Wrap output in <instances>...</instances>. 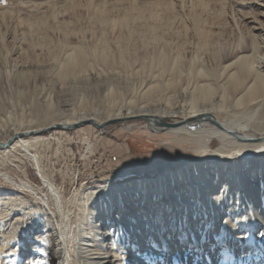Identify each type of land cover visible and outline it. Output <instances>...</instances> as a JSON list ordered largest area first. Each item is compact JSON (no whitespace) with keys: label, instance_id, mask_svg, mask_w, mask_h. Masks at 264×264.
<instances>
[{"label":"bare ground","instance_id":"bare-ground-1","mask_svg":"<svg viewBox=\"0 0 264 264\" xmlns=\"http://www.w3.org/2000/svg\"><path fill=\"white\" fill-rule=\"evenodd\" d=\"M104 14L101 10L94 18L103 25H112L113 31L116 26L119 28V36L115 37L118 50L114 53L110 50L109 34L104 30L100 37L101 45L96 46V41L92 48L89 45L88 49L86 45L72 47L67 59L59 66L60 77L64 79L69 75L90 73L95 64L100 68L98 74L92 72L85 77L89 81L91 79L95 86L105 78L112 84L117 75L111 71L116 64L120 62L125 68L137 60L151 58L156 61H151L156 72L149 71L155 74L148 86L146 79L142 80L140 89H145L141 96L135 100L130 98L128 104L122 106L110 105L105 111L97 108L90 113L83 105L64 112L57 106V103L61 106L58 92H50L43 100L40 97L31 99V109L36 112L34 122L25 124L23 120L12 127L7 120L0 124V160L17 153L33 161L62 215V219L54 224L49 217L47 224L37 230L39 233L34 240H31L34 235L31 228V231H26L27 245L33 241L36 243L30 246L32 250L28 248L34 259H29L27 264L43 263L41 256L45 257L47 264H78L77 259L82 264H122L126 257L123 251L127 246H122L124 241L116 243L118 233L124 240H134V235L139 236L138 229H144L148 222L156 228V231L148 229L155 235L164 227L159 225L160 217L137 213L145 210L136 206L143 201H162L164 207H170L174 211L166 224L170 228L174 223L199 220L192 226L195 233L204 231L208 219L231 221L235 213L253 215L258 219L264 215V111L259 112L264 104V0H158L110 18ZM248 14H253L252 21L248 20ZM133 19L139 20L137 26L131 24ZM123 28L130 35L137 36L141 53L132 54L124 48ZM76 29L77 32H85L81 28ZM52 43H32V53L27 52L26 61L16 65L13 73L20 75L43 69L39 62H34L36 48L43 50L47 47L50 58L55 60L57 52L51 48ZM187 45L191 46L190 51H187ZM103 72L107 73L105 77ZM1 104L0 109L5 102ZM123 107L128 109L126 114ZM39 110L43 111V115L39 114ZM132 117H147L149 126H153L154 130L166 129L156 126L155 121L167 120L172 124L169 130L202 140L203 151L211 147L214 139L219 144L215 152L204 156L200 162H190L154 180L139 179L118 186L99 185L84 190L80 202L76 203L80 206V227L72 234L71 213L65 211L62 194L45 174L41 157L35 150V145L42 139L39 134L49 128L87 119L104 124L105 120ZM212 119L218 124L211 122ZM11 140L10 144L4 145ZM3 175L7 180L14 181L9 174ZM21 185L37 194L26 171H23ZM254 188L261 189L263 197L258 194L252 197L249 191ZM99 196H104V200L95 199ZM1 201L9 205L6 207ZM15 204L0 190V217L5 219L11 215L9 209ZM95 209L104 213L95 214ZM261 222L257 223V231L264 229ZM19 224L25 228V222ZM129 232L134 234L129 236ZM72 240L77 241L75 249L70 248ZM111 255L115 259H110ZM0 263L10 264L12 261L0 258Z\"/></svg>","mask_w":264,"mask_h":264},{"label":"rangeland","instance_id":"rangeland-1","mask_svg":"<svg viewBox=\"0 0 264 264\" xmlns=\"http://www.w3.org/2000/svg\"><path fill=\"white\" fill-rule=\"evenodd\" d=\"M157 1L0 0V105L2 101L5 102L0 109V124L5 120L9 121L8 124H12L11 127L20 124L23 120L25 124L34 122L36 112L31 109L30 102L38 97L43 100L50 92H58L61 106L58 103L57 106L61 111L83 105L87 112H93L97 108L105 111L110 105L122 106L128 104L130 98L135 100L141 96L145 89H140L142 80L144 82L146 79L148 86L155 74L149 71L156 72L155 64L154 68L151 65L155 60L151 58L141 60L145 62V66L143 62L137 60L135 64L124 68L119 62L111 71L118 76L115 77L116 80L110 84L108 78H103L104 80L96 86L85 76L92 72L97 75L100 71L97 65L94 64L99 70L93 65L90 73L77 74L79 77L69 75L64 79L60 77L59 66L67 59L72 47L86 45L88 49L89 46V48L95 47L96 41V46L101 45L100 37L104 30L109 34L110 50L113 53L118 50L115 37L119 36V28L116 26L113 31L112 25H103L94 18L101 10L104 11V16L110 18L133 7L150 5ZM247 17L249 21L253 20V14H248ZM131 24L137 26L139 20L133 19ZM76 28H81L85 32H77ZM122 31L126 41L124 48L132 54L142 51L137 46V36L130 35L126 28ZM258 33L262 32L258 31ZM38 41L49 44L54 42L50 46L54 48L55 53L57 52V58L55 60L50 58L47 47L43 50L36 48L35 54L38 56L34 55V60L38 61L34 62H39L43 69L20 75L13 73L16 65L26 61L27 52L32 53V43ZM186 48L187 51L191 50L189 45ZM103 74L105 77L107 73L103 72ZM110 90L113 97L108 94ZM123 111L126 114L128 109L123 107ZM261 111H264V104L259 108V112ZM10 113H12L11 118H9ZM40 113L43 115V111ZM176 118L180 117L176 116ZM115 120L119 121L112 122L102 129L93 124H86L76 129L49 128L39 134V138L42 139L35 145V150L41 157L45 174L62 194L65 211L71 213L69 214L72 217L70 221L72 234H75L80 227V206L76 203L80 202L84 190L99 185L118 186L139 179L154 180L160 175L179 170L190 162H200L204 156L215 152L219 144V141L214 139L211 147L203 151L202 140L186 133L171 131L169 130L171 126L164 130L152 131L149 128L153 126H149L150 122L142 117ZM109 121L114 120H105L103 123ZM15 154L10 155L6 160H0V190L4 191L6 198L16 202V206L10 207L12 211L9 209L12 212L8 216L10 219L0 217V258L2 261L6 258L12 261L10 264H17V260L19 264H27L29 259H34L33 253L28 251V248L32 250L30 246L36 243L33 241L27 245L26 231L31 228L34 233L31 240H34V236L39 233L37 230H41V226L47 224L49 217L54 224L62 219V215L53 203L51 194L36 170L34 162ZM114 155L117 156L116 160L112 158ZM23 171H26L28 179L36 187V195L21 185ZM3 173L9 174L14 181L7 180ZM249 192L252 197L257 194L263 197L261 189L254 188ZM103 198L105 197L99 196L95 199ZM1 203L6 204V207L9 205L7 202L1 201ZM161 203L162 201L150 203L143 201V204L136 205L145 208L137 213L161 218L159 225L164 227L159 234L155 235L149 231L150 229L156 231L155 227L150 226V222L144 229L142 227L138 229L139 236L134 235V240L132 238V240L130 238L124 240L121 233H118L116 243L124 241L125 245L122 246H127L123 251L126 257L122 264H264V229L256 230L257 223L262 221L261 223L264 224V215L258 219L253 215L235 213L231 221L208 219L207 227L200 234L193 232L194 224L200 222L197 219L189 220L186 224L174 223L171 225L173 228L166 225L174 211ZM98 209H95V214L104 213ZM23 222L26 223L25 228L19 224ZM128 234L132 236L134 233ZM77 245V241H70V248L75 249ZM8 254H11L10 258ZM71 256L74 257L73 254ZM110 259H115L114 255H111ZM41 260H43L41 264H47L44 261L45 257L41 256ZM77 262L82 264L79 259Z\"/></svg>","mask_w":264,"mask_h":264},{"label":"water","instance_id":"water-1","mask_svg":"<svg viewBox=\"0 0 264 264\" xmlns=\"http://www.w3.org/2000/svg\"><path fill=\"white\" fill-rule=\"evenodd\" d=\"M144 119H147V117H144ZM116 121H119V120H114V121L106 122L104 124H99L95 120L87 119V120L80 121L79 123H75V124H71V125H59V126H62L63 128H66V129H76V128H79V127L84 126L86 124H93L97 128L102 129L105 126H107L108 124H110L112 122H116ZM211 122H214V123L218 124L217 121H215L213 119L211 120ZM155 125L156 126H162V127H165L166 128V127H170L172 124H171V122H168L166 120H158V121H155ZM149 129L152 130V131H154L153 127L152 128H149ZM12 140H14V139H12ZM12 140L9 143H6L4 145L10 144L12 142Z\"/></svg>","mask_w":264,"mask_h":264},{"label":"built area","instance_id":"built-area-1","mask_svg":"<svg viewBox=\"0 0 264 264\" xmlns=\"http://www.w3.org/2000/svg\"><path fill=\"white\" fill-rule=\"evenodd\" d=\"M112 158H113L114 160H116V159H117V156H116V155H114V156H112Z\"/></svg>","mask_w":264,"mask_h":264}]
</instances>
